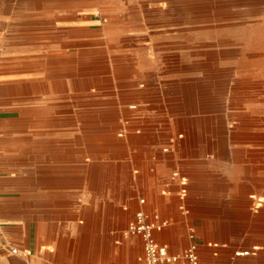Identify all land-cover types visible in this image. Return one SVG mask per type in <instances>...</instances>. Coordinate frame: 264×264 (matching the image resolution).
<instances>
[{
    "label": "rangeland",
    "instance_id": "rangeland-1",
    "mask_svg": "<svg viewBox=\"0 0 264 264\" xmlns=\"http://www.w3.org/2000/svg\"><path fill=\"white\" fill-rule=\"evenodd\" d=\"M142 198L172 254L264 264V0H0L6 254L64 243L72 257L83 241L85 255L90 237L106 254ZM193 198L220 228L214 210L247 206L230 215L253 227H231L233 253L203 236Z\"/></svg>",
    "mask_w": 264,
    "mask_h": 264
},
{
    "label": "crops",
    "instance_id": "crops-1",
    "mask_svg": "<svg viewBox=\"0 0 264 264\" xmlns=\"http://www.w3.org/2000/svg\"><path fill=\"white\" fill-rule=\"evenodd\" d=\"M191 137H194L195 135H190ZM189 154V153H188ZM196 154V153H194ZM70 183V182H69ZM63 186H66V184H64ZM59 188H61V186H58ZM55 187V188H58ZM177 187V186H175ZM196 199L193 198L190 201V209H191V214L192 217L197 221V222H201L202 223V232H203V236L205 233V226L208 224L210 227V232L208 233L207 238L209 240H213V239H219L221 241V244L223 245V249L226 250H232L231 253H233V249H232V245H233V239L237 238L236 236H233L231 234V227H233V225H236V223L240 222V224L243 222L245 224H247L249 227L250 224L247 221H242L239 220L238 218L235 219H231L230 215L232 214H239L241 212L245 213L246 211V207L247 206H243L242 205H235L233 207L232 210H230V213H226V212H217L216 210H214L215 212V217H219L221 219V217L223 215H227V219L231 221V225L232 226H228L226 227V225H223L224 227L221 226V228L219 227V224L216 223H205L206 221L204 220L208 215H206V211H205V206L198 204V202H195ZM147 203V200H146ZM145 203V204H146ZM144 205L140 204V209L143 208ZM161 210L162 212L165 214H168L171 212V209H167L166 207L168 206V203H162L161 205ZM120 212L121 210L118 209ZM168 212V213H167ZM222 215V216H221ZM135 218V216H134ZM155 218V217H154ZM116 219V218H115ZM161 219V217H160ZM178 219H180L178 217ZM163 220V219H162ZM253 221H250V223H252ZM256 222H260L261 223V229L263 232V242L262 245H264V209L262 210L261 214L259 215V217L256 219ZM115 223H117V221L115 220ZM223 224V223H222ZM225 224V223H224ZM129 225V224H128ZM128 228V227H127ZM253 227L250 228V230ZM15 230L14 229H0V264H73L71 263V261H75L76 264H140V258L144 255V251H143V239L138 236V235H128L126 233V231L123 233L124 237L121 238L117 235V243L116 246H112L110 247V250L107 253L104 254V252L99 255V256H93L92 254H90L91 252V248L94 245V242L92 241V238L90 237V235H86V237H90V244L89 247L86 251V254H82V250L85 247V243L83 244V241H79L78 243V250L79 252L76 251V253L70 254L73 255L72 257L70 256H65L64 257V253L68 252L67 249V245L66 244H60L58 245V250L56 252L51 251V249L49 247H40V245H38L37 247V252H36V256H35V262H31L29 259H26L23 256L16 257L18 255L15 254H6L7 253V247L10 243H12V237H11V233H13ZM156 232V231H155ZM228 233V234H227ZM155 236V233H154ZM251 237V235H250ZM250 237L247 236V238L244 240L245 243L248 242V240H250ZM156 240H158L160 243H164L166 245H173L174 241L170 235V233H168V231H165L162 234H156ZM18 242V241H16ZM38 244V241H37ZM138 244L139 247V252L136 253L134 251V246H136ZM20 246H24L23 241L19 242ZM236 245V244H235ZM175 246V245H174ZM221 246L219 247V251H220ZM209 251L208 254H210L211 256L213 255V252L216 251V248H208L207 249ZM203 252L206 253V250H203ZM240 253H246L247 255L245 257H241V258H246L247 256L251 255V252H247V251H241L238 252L236 254V256H238V254ZM221 254V252H220ZM105 255V256H104ZM15 257V258H13ZM64 257V258H63ZM239 257V256H238ZM216 260L213 259V261H210L212 263H216ZM220 261V258L218 259V262Z\"/></svg>",
    "mask_w": 264,
    "mask_h": 264
},
{
    "label": "built area",
    "instance_id": "built-area-1",
    "mask_svg": "<svg viewBox=\"0 0 264 264\" xmlns=\"http://www.w3.org/2000/svg\"><path fill=\"white\" fill-rule=\"evenodd\" d=\"M146 199H140L144 205ZM153 220H149L146 211L141 208L135 213V218L128 225V235H138L143 239L144 255L140 258V264H206L202 262L197 253V247L191 246L183 254H172L169 249L160 245L155 236V231H161L167 225V221L160 219L155 214ZM12 254H18V249L13 248Z\"/></svg>",
    "mask_w": 264,
    "mask_h": 264
},
{
    "label": "bare ground",
    "instance_id": "bare-ground-1",
    "mask_svg": "<svg viewBox=\"0 0 264 264\" xmlns=\"http://www.w3.org/2000/svg\"><path fill=\"white\" fill-rule=\"evenodd\" d=\"M74 59H75V58H74ZM61 64H62V63H61ZM80 80H81V79H80ZM82 80H83V79H82ZM82 80H81V81H82ZM77 82H78V81H77ZM81 83H82V82H81ZM85 83H86V82H85ZM74 86H75V85H74ZM88 86H89V85H88ZM78 88H79V86H78ZM79 91H80V90H79ZM85 95H86V94H84V96H85ZM86 96H87V95H86ZM257 96H258V95H257ZM76 100H77V99H76ZM81 100H83V99H81ZM89 100H90V101H93L94 99H93V98H92V99L89 98ZM100 100H101V99H100ZM219 100H220V99H219ZM98 101H99V100L96 99V100H94L93 102H98ZM199 102H200V101H199ZM196 105H197V104H196ZM171 116H172V115H171ZM39 128H40V127H39ZM201 135H202V134H201ZM256 138H257L258 140H260V139H261V136H258V137H256ZM230 141H231V140H230ZM237 159H238V158H237ZM244 252H245V251H244ZM246 255H247L246 253H240V254H238L239 257H245Z\"/></svg>",
    "mask_w": 264,
    "mask_h": 264
}]
</instances>
